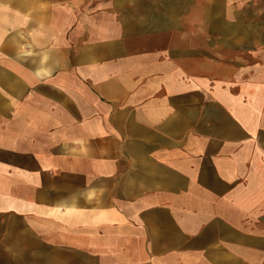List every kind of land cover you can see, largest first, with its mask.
Wrapping results in <instances>:
<instances>
[{
  "label": "crops",
  "instance_id": "crops-1",
  "mask_svg": "<svg viewBox=\"0 0 264 264\" xmlns=\"http://www.w3.org/2000/svg\"><path fill=\"white\" fill-rule=\"evenodd\" d=\"M238 47L235 0H0V264H264Z\"/></svg>",
  "mask_w": 264,
  "mask_h": 264
},
{
  "label": "rangeland",
  "instance_id": "rangeland-1",
  "mask_svg": "<svg viewBox=\"0 0 264 264\" xmlns=\"http://www.w3.org/2000/svg\"><path fill=\"white\" fill-rule=\"evenodd\" d=\"M235 44L239 45L235 52L249 54L250 61H254H249V77L255 78L258 89L263 91L264 0H235Z\"/></svg>",
  "mask_w": 264,
  "mask_h": 264
}]
</instances>
